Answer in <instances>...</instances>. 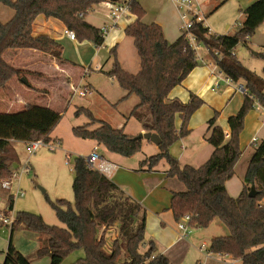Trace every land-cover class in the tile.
<instances>
[{
	"label": "trees",
	"instance_id": "1",
	"mask_svg": "<svg viewBox=\"0 0 264 264\" xmlns=\"http://www.w3.org/2000/svg\"><path fill=\"white\" fill-rule=\"evenodd\" d=\"M105 1L113 0H0L15 11L8 22H0V89L22 73L4 59L8 49H32L62 59L60 43L45 34L34 35L33 25L40 15L59 19L75 32L79 41L89 40L101 46L105 36L99 27L87 21V16L95 5ZM129 6L136 19L126 27L125 33L134 41L140 69L137 73L126 71L114 46L110 50L113 62L106 73L127 92L126 96L134 94L139 98L130 116L141 123L143 130L161 137L159 152L143 159L141 168L153 170L166 161L168 176L185 185V190L173 192L171 198L170 209L177 222L190 215V227L207 228L219 219L229 229L228 235L211 239L210 252L228 255L241 264H264V140L251 157L241 194L232 197L226 188V181L234 175L242 153L240 134L245 117L256 101L264 104V77L228 53L239 43H247V36H253L264 23V0H257L244 10L242 27L235 34L212 33L204 21H195L191 28L196 42L207 51L206 61L216 63L233 81L245 82L243 104L227 119L229 132L216 123L218 111L208 120L207 141L214 150L198 167L181 165L171 153V147L191 133L190 119L205 101L194 93H190L187 102L170 99L169 95L201 61L186 34L170 42L158 23L143 21L146 10L139 0H130ZM256 55L264 60V50ZM76 113L89 119L73 128L76 137L94 140L124 157L141 151L142 139H134L123 128L96 118L89 108L80 107ZM62 117V112L33 104L12 113L0 112V152H7L12 140L53 141L52 134ZM177 118L181 119L179 127ZM95 124L98 126L93 127ZM72 171L74 205L66 199L52 202L65 226L50 225L39 214L19 212L12 234L22 223L33 231L47 233L51 249L64 256L83 250L84 256L70 264H170L166 255L155 254L153 241L145 251L140 250L146 244L147 211L139 201L107 175L89 168L82 155L75 156ZM13 173L9 167H0V179H8ZM253 185L256 195L251 197L249 191ZM109 229L117 230V235L108 248ZM3 264H31L13 245L12 235Z\"/></svg>",
	"mask_w": 264,
	"mask_h": 264
},
{
	"label": "crops",
	"instance_id": "2",
	"mask_svg": "<svg viewBox=\"0 0 264 264\" xmlns=\"http://www.w3.org/2000/svg\"><path fill=\"white\" fill-rule=\"evenodd\" d=\"M98 6L106 8V15L109 3L107 1L102 2L95 5L91 10H94L95 12V8ZM14 13L15 11L11 7L0 3V15L4 18V23L8 22L14 16ZM169 13H171L172 16L175 15V22L168 20L167 15ZM145 16L143 17V21H145ZM135 19L136 15L133 13L124 14L118 20L115 27L105 35L104 43L101 46L94 47L92 43L86 42L85 40L79 41L78 39L71 40L68 38L64 34L66 26L59 19L54 17L47 18L40 15L37 17L33 25V33L34 35H48L60 43L63 48L62 59L32 49H8L4 52L3 57L16 69L28 72H38L39 74L36 77L37 79H35L37 80V84L32 85L34 88L40 90L39 92H43L48 95L49 98H52L55 95V92L65 94L66 98L70 101L72 100V95L75 92H78V95L81 97H87L90 95L93 96L96 93L102 94L101 90L96 88L91 82H85V80L93 72H100L105 69V44H107L110 49L114 46L117 47V54L120 63L121 65L123 64L120 48L127 39L131 38L126 35L125 29ZM151 22H156L162 27L166 39L170 42H174L182 34L180 32L181 26L179 25L180 13L173 0H166L159 11H156L155 15H153ZM151 22L149 21L146 23ZM109 23L110 20H107L103 25ZM263 24L260 27H263L264 30ZM204 25L207 26L205 23ZM228 27L229 26H227V28ZM210 31L214 33L211 28ZM131 43L134 45L133 39ZM206 52L207 51L205 49L204 54L200 53L204 61H201L200 65L195 67L182 81V83L177 85L169 95L170 99H179L187 102L189 100L190 93H194L205 101V104L198 109L190 119L189 127L191 128V133L188 136L181 138L171 147V153L178 158L181 165H192L198 167L210 158L214 148L207 141V137L209 135L208 126L204 133H199L197 130L200 128L197 127L204 123L208 125L207 122L211 117H213L214 111H220L219 118L216 121L218 124V121L222 118L236 114L240 110L244 101V90L238 88L240 85L237 84L238 81L228 84L226 81L220 79L226 76L218 68H213L210 65V60L206 61ZM46 60L48 63H45ZM48 69L52 70L56 77L44 74V71ZM110 78L112 79V77ZM13 79L14 78L7 83L5 88L0 89V112H14L17 103L21 104L19 109L20 111L27 104L23 103L21 98L22 92L26 90L23 85L27 83V80L25 78H21V82L19 83L17 80L14 82ZM23 80H25V82ZM113 80L115 81V79ZM221 87L222 91H220ZM84 89L87 90V94L82 96L80 95V91ZM126 94L127 92L121 99L132 96H126ZM138 102L136 101L134 106L138 104ZM86 108L90 109V107ZM123 117L128 120L125 115H123ZM263 120L264 114L257 109L252 110L245 117L244 128L240 134V148L242 153L235 166L234 175L226 181L227 191L232 197H238L244 188V176L251 157L255 153V148L257 147H253L252 149V145H258L262 142V140H264ZM124 122L125 121H120L118 126L113 125V123L110 124L116 128H123L125 133L129 135L137 136L138 133L134 135L133 133L127 132L125 127L128 121H126L125 124ZM180 124L181 119L177 118V126L179 127ZM223 129L226 132H229L228 127H224ZM138 132L141 133L146 131L140 128ZM254 138L257 139V142L255 143L253 142ZM20 142L23 141L12 140L8 146V151L0 152V167L6 166L13 172H16V170L22 166L23 157L20 156V152L21 150L22 152L25 150L27 152V143L24 142V146L22 148L21 144H19ZM152 144L154 145V148L151 150L155 152L154 154L158 153L159 145H156L153 142ZM95 145L98 144L95 142ZM100 146L102 145H99V149ZM105 151L107 152V155L102 153L100 154L107 161L117 165V167L107 176L133 198L139 201L147 211V242L144 245V251L148 248V243L153 241L156 248L155 254H164L170 260L169 253L173 250V248L180 245L181 252L179 254V258L182 254L185 255L189 245L192 247V243H197L196 235L199 233L198 229L202 230V228H197L195 233L189 230V233L185 238H180L181 231L179 230L177 221L170 209V204L173 192L182 191V182L179 184V182H175V177L168 176V166H161L163 161L155 169L147 170L141 168V166L138 167L131 164L128 159L129 157H124L110 152L106 148ZM19 174L20 172H18V177ZM17 178L11 180V187L9 189L3 188L0 180V221L2 223L3 215L13 217L15 221H17L18 214L12 216L15 211L14 196L17 197L24 195V192L21 188H19L21 178ZM172 181L175 183H172ZM14 182H16L17 187L13 192L12 188ZM167 183H172V187L163 191L162 188H165ZM213 224H215L218 233H215L217 235L211 236L210 241L215 236H226L229 234V229L225 228L221 222L214 220L211 225ZM12 225L9 226L12 228ZM209 227L203 229H209ZM15 232L17 233V238L14 242L15 248L20 251L31 264H70L84 256V252L81 250L71 259H67L66 257L68 255L64 256L51 249L50 236L47 233L33 231L22 223L15 231H13V234L11 231L12 239ZM106 235L109 239H114L117 235V230L114 229V232L108 230ZM198 245L196 244V247H198ZM199 247H201V245ZM197 261L199 262L198 264H241L239 260L233 259L228 255L212 253L207 256L205 252L202 256L197 258Z\"/></svg>",
	"mask_w": 264,
	"mask_h": 264
},
{
	"label": "rangeland",
	"instance_id": "3",
	"mask_svg": "<svg viewBox=\"0 0 264 264\" xmlns=\"http://www.w3.org/2000/svg\"><path fill=\"white\" fill-rule=\"evenodd\" d=\"M139 1L141 2V4L143 3V7L145 8L147 13L144 20L146 22H151L153 15H155L156 11H159V9L162 7L163 3L166 0ZM201 1L202 3L200 9L202 12L204 23L208 27H210L215 34L232 35L235 34L242 27L244 20V10L257 0ZM105 10L106 8L103 6H98L97 8H95V12L94 10H90L87 16V21L96 27H102L104 22L108 20L105 15ZM167 18L168 20L175 22V15L172 16V14L169 13L167 15ZM0 22L4 23V18L1 15ZM179 25L181 26V21ZM227 26L229 27L227 28ZM85 41L92 43L94 47H96L93 42L89 40ZM131 42L132 38L127 39L120 48V54L123 61L122 66L124 65V69L131 73H137L138 69H140V59L136 48L134 47V45H132ZM105 46V69L100 72H93L85 80V82H91L96 88L101 90L102 94L96 93L93 96L90 95L87 97H81L78 95V92H75L72 95V100L70 101L66 98L65 94L55 92V95L52 98H49L48 95L44 94L43 92H39L40 90L34 88L32 85L37 84V80L35 79H37L36 77L39 74L38 72H28L21 70V75L13 77L14 82L17 80L20 83L21 78H25L27 80L28 84L26 83L25 85H23L26 90L22 92L21 96L23 103L50 107L51 109L57 112H62L63 117L58 126L56 127L55 131L53 132V139H58L62 142L61 145H57V148L55 150L51 151L48 149H39L38 151H36V153L32 154L31 156H29L26 150L24 152H22L21 150L20 156L23 157L22 166L25 161L29 159L30 171L22 172V166L18 170H16L17 173L20 172L19 177L21 179L19 188H21V190L24 192V195L17 197L14 196L15 211L12 216L18 214L19 212H30L42 215L44 220L50 225H56L60 227L65 226L57 217L52 202H56L58 199H66L74 205V173L72 171L74 158L77 155H82L84 157L89 156L95 146L94 140L79 138L73 134L72 130L74 127L82 126L85 123L89 122V119L85 114L76 113L80 107H90V110H92L96 118L108 121L109 123H113V125L118 126L120 121H128L125 127L127 132L133 133L134 135L140 133L138 131L140 130V128H142L141 123L136 118L130 116V112L133 109L135 102L139 101V98L133 94L131 97L121 99L125 95L126 91L120 87L116 80L114 81L113 78L111 79L110 76L106 73V70L110 69L112 65L113 58L110 55L111 49L108 47L107 44H105ZM263 50V27H259L255 34L249 39H247V43L241 42L235 48L237 59L241 61L246 68L250 69L257 75H260L262 77H264V60L255 53H260ZM204 52L205 48L201 47L200 53L204 54ZM45 63H48L47 60L45 61ZM44 72V74L55 76L53 71L50 69L45 70ZM237 84H245V82L243 80H240ZM220 91H222V87ZM20 106L21 104L17 103L14 112H16V110L19 111ZM254 109L256 108H251L248 113H250ZM123 115H125L128 120H126ZM218 118L219 115L217 119ZM227 119L228 117L222 118L220 121H218V124L223 128H227ZM96 126H98V124H95L93 127ZM207 126L208 125L204 123L197 127L200 128L197 131L199 133H204ZM19 144H21V147L23 148L24 142H20ZM256 146L257 145L253 144L251 148L253 149V147ZM153 148L154 145L152 144V142L144 139L141 151L136 153L132 157H129V162L140 167L141 160L155 153L153 152V150H151ZM66 151H68L69 154ZM99 152L104 155H107L104 146H100ZM161 166L167 167L166 162L163 161ZM0 180L2 183L5 179ZM174 180L175 182H179L180 184V181H178L177 179ZM175 182L172 181V183ZM172 183H167L165 185V188H162L163 191L165 189L168 190L169 187H172ZM181 185L183 187L182 191L185 190L186 187L184 186V184L181 183ZM16 187V182H14L12 188L13 192ZM216 221L221 222L219 219H216ZM221 224L223 223L221 222ZM223 226L227 228L224 224ZM10 229L11 226L4 225L0 221V264H3L6 258L8 243L11 237ZM189 230L195 233L197 231V228L189 227ZM198 232L199 233L196 235V244H199L198 247H196L195 243H192V247L189 245L186 254H182V256L179 258L181 247L180 245L176 246V248H173V250L169 253L170 264L199 263L197 261V258L204 254V252L201 251L199 246L202 245L203 242H205L207 246H210L211 236L217 235L215 233H218V231L216 230L215 224H213L209 227V229H198ZM16 238L17 233L15 232L12 239L13 244L16 241ZM146 242L147 237L145 243ZM144 249L145 248L143 244L141 245L140 250L144 251ZM79 251L81 250H77L69 254L66 258L71 259Z\"/></svg>",
	"mask_w": 264,
	"mask_h": 264
},
{
	"label": "built area",
	"instance_id": "4",
	"mask_svg": "<svg viewBox=\"0 0 264 264\" xmlns=\"http://www.w3.org/2000/svg\"><path fill=\"white\" fill-rule=\"evenodd\" d=\"M130 0H118V1H107L109 3L108 11L106 12V17L108 20H110L109 24L103 25L100 29L102 31V34L105 36L112 28L115 27L118 20L127 13H132L131 8L129 6ZM176 4V7L180 13V21H181V33L186 34L187 38L190 41V44L195 49L197 58L200 61H204L203 58L200 55V49L201 45H199L196 42V38L194 34L191 32V28L195 21H204L202 12H201V0H173ZM64 34L70 38L71 40H76L77 37L75 35V32L71 29H68L67 27L64 29ZM250 36H247V39H249ZM221 56V54H219ZM229 57L236 56L235 49L231 50L228 53ZM237 57V56H236ZM210 65L213 68H218L216 63L212 62ZM224 81H226L228 84H232L235 81H233L231 78L224 77L220 78ZM239 89L244 90V85L240 84L238 86ZM87 94V90L80 91V95L85 96ZM254 108H256L258 111H261L264 114V104L256 101L254 104ZM264 122V120H263ZM253 142H257V139L254 138ZM61 141L58 139H55L51 142H46L43 140H33L27 143V152L29 156L36 153L39 149H48V150H55L57 148V145H61ZM88 167L94 170H97L105 175L110 174L117 165L107 161L99 152V145H95L91 154L87 157H84ZM22 172L30 171L29 168V159H27L22 166ZM18 177V173L14 172L12 176L9 179H5L2 182V187L5 189H9L11 187V180L16 179ZM191 219L190 215H185L179 222H178V228L181 231L180 238H185L189 233V221ZM2 221L4 224L12 225L15 222V219L13 217H8L6 215L2 216ZM109 231L114 232V229H109ZM106 246L110 247L111 238L109 239L108 236H106ZM202 252H205L207 256L212 254V252L209 251V246H207L206 243H203L200 247Z\"/></svg>",
	"mask_w": 264,
	"mask_h": 264
},
{
	"label": "water",
	"instance_id": "5",
	"mask_svg": "<svg viewBox=\"0 0 264 264\" xmlns=\"http://www.w3.org/2000/svg\"><path fill=\"white\" fill-rule=\"evenodd\" d=\"M113 1H116V0H113ZM23 81L25 82V80H23ZM134 139H142V140L146 139V140H149V141L155 143L156 145L161 144V137L155 132H141L140 134L135 136ZM249 195L251 197H254L256 195V190H255L254 185L251 187V190L249 191Z\"/></svg>",
	"mask_w": 264,
	"mask_h": 264
}]
</instances>
